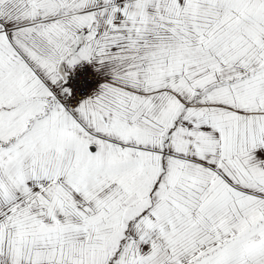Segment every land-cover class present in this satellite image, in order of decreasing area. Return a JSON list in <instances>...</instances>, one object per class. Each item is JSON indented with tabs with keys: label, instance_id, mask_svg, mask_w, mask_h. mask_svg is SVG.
I'll return each instance as SVG.
<instances>
[{
	"label": "snow or ice",
	"instance_id": "obj_1",
	"mask_svg": "<svg viewBox=\"0 0 264 264\" xmlns=\"http://www.w3.org/2000/svg\"><path fill=\"white\" fill-rule=\"evenodd\" d=\"M0 264H264V0H0Z\"/></svg>",
	"mask_w": 264,
	"mask_h": 264
}]
</instances>
